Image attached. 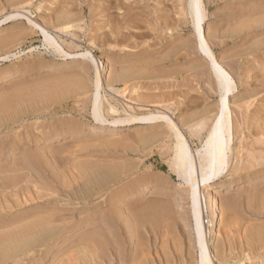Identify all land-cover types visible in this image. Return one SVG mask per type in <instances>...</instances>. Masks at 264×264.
Segmentation results:
<instances>
[{"label":"rangeland","instance_id":"1","mask_svg":"<svg viewBox=\"0 0 264 264\" xmlns=\"http://www.w3.org/2000/svg\"><path fill=\"white\" fill-rule=\"evenodd\" d=\"M26 1L0 0V20L11 14H22V16L16 17L0 26V57L7 54L9 56L16 54L7 61L0 62V78L6 77L13 72L17 74L10 80L0 82V102L7 104L6 107H1L0 103V144L11 147L13 145L15 148L12 153H6V148V151L4 150L2 156H0V178L2 179H0V185L3 181L6 183L4 178H7L10 173L12 174L13 170H16L15 172L17 175L20 174L19 176L24 173L32 175L31 178H35L34 180L37 182L35 188L38 191L41 190V193L36 189L34 191V188H30L29 192L32 193L33 191L32 195L30 193L24 195L25 192L23 195H21L22 193L19 194L18 200L20 199V202L17 201V203L15 202L16 198L10 197L7 199V203H2L1 194L4 190L0 187V204L2 203L3 208L7 211L6 217L1 218L5 219L4 221L7 220V222L9 220L13 222L21 218V215L24 217V214H34V212L36 213L41 209L44 210L48 206L53 212L58 211L57 217H62L63 222L65 224L68 223V229L70 228L71 230L69 229L68 236L62 235L64 237L61 238V236L60 240L58 238V240H53V242L55 241L54 243L51 242L54 245V249L52 248L50 251L51 254L42 253L40 252L42 249L36 248V250L34 248L33 252L28 255L21 254L22 256L16 257L17 260L13 258L4 264H52L55 262L54 259L60 256L59 252L60 254L65 253L71 248L73 242L76 244L77 241L90 234H100L101 232L100 235L108 239L110 241L109 245L112 246L109 252H107L108 256L112 254L111 251L115 252L117 250L116 248L114 251L115 240L113 238H116V241H120L121 244L123 243L122 246L124 245L120 249L121 251H119L123 256L121 258V255L117 256L118 259L117 257H115L116 259L111 257L106 264H121L120 259L129 261L132 258L137 240L142 239L143 242L145 241V248L148 247L146 250L152 252L148 253L149 257H162L164 250L166 253L170 247L173 256L175 254L178 256L179 253L184 257L186 255L185 261L191 264L189 256H194L192 255L194 254V250H191L192 241H190L191 228L187 201L188 187L172 172V168L169 166L172 139L163 135L159 137L163 141L159 139V141L157 139L144 141L148 140L146 138L152 136L154 133H163L166 130L164 128L166 126L165 122L158 121L157 123L156 121V124L151 125L140 121L115 126L110 124L111 121L117 118L133 119L136 116L141 117L144 114L161 112L169 116L178 126H182L183 134L189 142L192 151L200 148V143L203 141L206 133L201 126H211L217 112L219 93L206 61L200 58L194 46V40L191 39L193 38V36L191 37L193 28L190 24L189 12H186L188 10L186 5L188 0H144V2L143 0H124V3L127 5L130 4V10L132 7L134 10L138 8L139 11H137L136 16L135 14L133 15L134 18H137V21L130 22V24L124 23L123 20L130 13L123 16L125 12L124 8L117 7L114 0ZM201 2L205 15L203 30L206 32V35L209 32L207 39L210 42V47L216 58L219 59L234 79L236 94L230 97V103L232 104V102L240 98L238 103L242 105V108L238 110L236 106L234 107V105L231 106L230 104L232 126H234L233 143L231 142L233 154H228V168L230 172H223L216 184L220 182L227 184V181L228 183L230 181L236 183L235 181L238 180L241 182L235 185L234 188H231L229 192L219 195L218 204L220 212L218 220L220 224H218L217 228L216 241L215 243L212 242L215 245L211 244L210 249L218 258L226 255L224 257H226L227 264H252V262H255L253 264H264V238L256 240L249 236L250 232H254V229L260 230L264 235V161L257 163L255 160H248V162L246 160V148L256 155H259L260 151L258 149L261 148L262 155L264 156V145L255 144L257 138L261 137L262 139L264 136H258V134L256 136L254 132V128L264 126V24H262V21L264 22V0H201ZM18 3L21 4L18 5ZM109 5H112V7L108 8ZM39 6H41V9ZM23 7L25 9L21 10ZM115 9H119V12ZM60 10H68L70 12L73 10L74 13L72 12L69 18L80 21L78 22L80 29L71 30L73 34L75 33L76 39L69 35L59 34L60 32L53 28V23L59 17ZM165 19H167L168 28L172 31V35L169 36L168 30L163 29L162 31L160 27H157L159 35L158 33L155 34L152 25L154 22V25H156L158 21L163 24ZM31 21L34 24L38 22L40 25L46 23L49 34L56 38L65 52L78 54L89 51L93 58H96L97 76L103 86L101 90L103 92H100L104 105L103 109L110 104L117 110L119 109L117 114L109 115L110 113L103 112L106 122L99 124L94 121L91 105L94 95L93 83H95L96 70L94 71L91 64L81 59L65 58L47 47L43 42L42 36L35 29ZM50 22H53L52 25L48 24ZM252 25L253 30L251 29ZM246 26H249L250 30ZM237 27L240 28V31ZM236 34H238V38ZM60 65L61 67L59 68ZM117 73L124 75L122 78L116 80L114 76ZM138 74L139 76H137ZM80 83L85 84L86 87L81 90L78 89L80 88L78 87ZM108 85H111L116 92L111 91ZM83 91L84 93H82ZM121 91H123V94ZM24 100L25 102H23ZM104 110L106 111V108ZM104 114H106V117ZM62 125L63 127H61ZM65 126L66 131H64ZM72 126L76 128L73 129L74 127L72 128ZM193 126L198 127L194 129ZM244 126H248V128H244ZM58 129L62 130H59L60 132L58 133ZM48 132L53 135L48 134ZM60 136L61 139H59ZM237 137L240 138L237 139ZM239 151L242 153L240 152L238 158L237 153ZM233 158L237 159V162H234ZM195 159L197 163L196 156ZM239 160L242 161L241 171L233 172L234 164L239 163ZM256 163L258 166H255ZM95 165L100 168L102 167L107 174L113 173L110 174L111 176H107L108 180L107 178L101 180L102 184L99 180V183H97L96 179L93 180V178H96V174L93 171V168L96 167ZM132 167H134V170ZM21 169L23 171H20ZM117 169H120L121 172L120 170L117 171ZM26 170L29 171L26 172ZM124 170L129 171V173ZM130 170L133 172L131 173ZM119 172L121 179L120 177L117 179ZM122 172L125 174H122ZM115 173H118V175L116 176ZM124 175L131 178H127ZM136 177L139 178L134 181ZM126 178L128 181L130 180L129 185L128 181L125 180ZM123 181L127 184L124 185ZM131 181H134L133 183L137 185L135 186L134 184L132 187ZM83 186L86 188V191ZM125 186L128 188L125 189ZM129 187H132L134 190ZM139 187H146L143 195L137 197L135 200L129 198L126 200L127 203L124 201L125 203L118 206L116 200L122 197L124 192L134 193L139 190ZM155 188L156 190L151 191ZM120 189L122 190L120 191ZM117 190L121 193V196L119 193H115ZM30 195L31 200L28 202ZM56 197L58 201L66 199L67 204L63 202L62 204H52V202L57 201ZM24 198H28V200H25L22 204ZM49 205L56 206V209ZM6 213L2 212L0 216H4ZM109 215L112 217V221L110 218L108 221ZM15 216L16 218H14ZM101 217L103 218L101 219ZM107 221L111 222L108 224ZM0 222L3 221L0 220ZM74 225H76L75 228L73 227ZM165 239L168 242H165ZM163 241L165 245L161 243ZM65 248L67 250L64 251ZM249 251L253 255V258L251 257L248 261L243 259V257ZM72 254L75 258L80 256L75 249L70 252V255ZM157 254L159 255L157 256ZM65 257L66 255L63 256V258ZM236 257H238V260ZM115 261L116 263H113ZM216 264L218 263L216 262Z\"/></svg>","mask_w":264,"mask_h":264},{"label":"bare ground","instance_id":"2","mask_svg":"<svg viewBox=\"0 0 264 264\" xmlns=\"http://www.w3.org/2000/svg\"><path fill=\"white\" fill-rule=\"evenodd\" d=\"M3 1V0H2ZM7 1V0H6ZM29 1V0H28ZM31 1V0H30ZM84 1V0H83ZM107 1V0H106ZM134 1V0H133ZM142 1V0H140ZM139 1V2H140ZM25 2H27L25 0ZM32 2V1H31ZM60 2V1H59ZM67 2V1H66ZM111 2V1H110ZM114 2H116V6L117 7H122L124 8L125 12L123 14V16H125L127 13H130L129 16H126L124 20V23L127 22L128 24H130V22H135L137 21V18L133 17V15L135 14L136 16V13L138 11V8L137 9H132L131 7V10L129 9V5H127L126 3H124V0H114ZM113 2V4H114ZM144 2V0H143ZM239 2V1H238ZM243 2V1H242ZM22 3L24 4V2L22 1ZM30 3V2H29ZM100 3V2H99ZM17 4V3H16ZM15 4V5H16ZM21 4V3H20ZM18 3V5H20ZM32 4V3H31ZM110 4V3H109ZM112 4V3H111ZM145 4V3H144ZM240 4V3H239ZM13 5V6H15ZM30 5V4H29ZM33 5V4H32ZM39 5V4H38ZM69 5V4H68ZM75 5V4H74ZM137 5V4H136ZM187 7H188V10H186V12L188 11L189 12V18L191 20L190 24L193 28V34H191V37L193 36V39L194 40V46L198 52V54L200 55V58L204 59V61H206L207 65H208V69H209V72L210 74L213 76V80H215V86L217 87V90H218V93H219V102H218V106H217V112H216V115L214 116V119L211 123V126H201L203 127V130H205V137L203 139V141L200 143L201 146L199 149H195L194 151H192L190 145H189V142L187 141V139L185 138L184 134H183V130H182V126H178L177 123H175L169 116H167L166 114L164 113H161V112H156L155 114L153 113H149V114H144L143 116L141 115V117H133V119H121V118H117V119H114L113 121L110 122L111 125L115 126V125H118V124H125V123H130V122H133V121H140V122H144L146 123L147 125L148 124H156V121L158 123V121H164L165 122V127L166 130L163 132V133H159V134H152V136L150 137H147L146 139L148 140H144L145 142L146 141H149V139H159V137H162L163 135L167 136V138H171L172 139V146H171V159H170V165L171 168H172V172H174L177 177L183 182L185 183L188 187L187 189V195H188V215H189V220H190V228H191V240L192 241V247H191V250L193 249L194 250V256H189V258H191V264H216V262L218 264H227V260L225 259L226 255H222V257L218 258V256H215V254H213L211 252V244H214L215 243V237H217V228H218V224L219 223V220H218V217H219V204H218V198H219V195L224 193V192H229L231 190V188H234L235 185H238L240 184V180L238 181H235L236 183H232V181H230V183H228L227 181V184L225 183H217V181L219 180V178H221L220 176L223 174V172L225 173H229L230 172V169L228 168V154L229 153H232V146H231V142L233 140V131H234V126H232V111L230 109V97L234 96L235 93V90H236V86H235V83L233 82V78L231 76V74L224 68V66L221 64V62L219 61V59L216 58V56L214 55L212 49H211V45H210V42L208 41L207 39V35H209V32L208 34L206 35L203 30V22H204V13H203V8H202V2L201 0H188V3L186 4ZM17 6V5H16ZM28 6V5H27ZM107 6V5H105ZM138 6V5H137ZM242 6V5H241ZM19 7V6H18ZM40 9H41V6H39ZM109 7H112V5H109ZM114 7V6H113ZM135 7V6H134ZM140 7V6H139ZM156 7V6H155ZM20 8V7H19ZM22 8V7H21ZM38 8V6H37ZM36 8V9H37ZM73 8V7H72ZM163 8V7H162ZM179 8V7H178ZM25 8L23 7V9L21 10H24ZM54 9V8H53ZM91 9V8H90ZM97 9V8H96ZM105 9V8H104ZM140 9H142L140 7ZM264 9V8H263ZM31 10V9H30ZM52 10V9H51ZM94 10V9H93ZM108 10V9H107ZM116 11H118L119 9H115ZM123 10V11H124ZM242 10V9H241ZM257 10V9H256ZM32 11V10H31ZM39 11V10H38ZM103 11V10H102ZM122 11V12H123ZM183 11V10H182ZM243 11V10H242ZM264 11V10H263ZM57 12V11H56ZM73 12V10H72ZM72 12L70 11H61L60 10V14H59V17H57L56 21L53 23V22H50L48 24L52 25L53 23V28L56 29L57 31H59L60 33L59 34H65V35H69L71 37H75L76 39V35L75 33L73 34L71 32V30H76V29H80L79 27V23L80 21H78L77 19H70L69 16L72 14ZM77 12V11H76ZM119 12V11H118ZM139 12V11H138ZM141 12V11H140ZM55 13V12H54ZM74 13V12H73ZM104 13V11H103ZM179 13V12H178ZM183 13V12H181ZM180 13V14H181ZM185 13V12H184ZM245 13V12H244ZM253 13V12H252ZM58 14V13H57ZM56 14V15H57ZM96 14V13H95ZM108 14V13H106ZM121 13H119L120 15ZM158 14V13H157ZM240 14V13H239ZM110 15V14H109ZM138 15V14H137ZM165 15V14H164ZM253 15V14H252ZM260 15V14H259ZM22 16V14H11V15H8V16H5L3 17L1 20H0V26L4 25L6 22L8 21H11L12 19L16 18V17H20ZM122 16V15H120ZM144 16V15H143ZM161 16V15H160ZM251 16V15H250ZM48 17V16H47ZM106 17V16H105ZM165 17V16H164ZM28 18V16H27ZM50 18V17H49ZM119 18V17H118ZM177 18V17H176ZM39 19V18H38ZM54 19V18H53ZM186 19V18H185ZM237 19V18H236ZM253 19V18H252ZM260 19V18H259ZM258 19V20H259ZM81 20V19H80ZM156 20V19H155ZM159 20V19H158ZM182 20V19H181ZM263 20V19H262ZM51 21H52V18H51ZM157 21V20H156ZM179 21V20H177ZM230 21V20H229ZM32 22V21H31ZM35 22V21H34ZM46 22V21H45ZM149 22V21H148ZM250 22V21H249ZM33 23V22H32ZM175 23V22H174ZM180 23V22H179ZM188 23V22H187ZM245 23V22H244ZM256 23L258 24V22L256 21ZM254 23V24H256ZM37 24H39L37 22ZM37 24H34V27L35 29L40 33V35L42 36L43 38V42L44 44L51 48V50L53 49L55 51V53H58L60 54L61 56L65 57V58H72V59H81L82 61H85L86 63L88 64H91L94 71L96 70L97 68V60L96 58H93V56L91 55V53L89 51H86V52H82V53H78V54H75V53H68L67 51L65 52V50L62 48V46L57 42L56 38L53 37L51 34H49L48 30L46 28V23H43V25H37ZM112 24V23H111ZM136 24V23H135ZM152 25V23H150ZM149 24V25H150ZM155 24V22H154ZM152 25L153 27V31L155 32V34H157L159 31V29H157V27H160V30L162 29H166L168 30V35H172V31H170V29L168 28V22H167V19H165L164 23L162 24L160 21H158L156 23V25ZM162 24V25H161ZM177 24V23H176ZM175 24V25H176ZM189 24V23H188ZM243 24V23H242ZM246 24V23H245ZM251 24V23H250ZM262 24H264V22L262 21ZM84 25V24H83ZM117 25V24H116ZM122 25V24H121ZM244 25V24H243ZM259 25V24H258ZM138 26V25H136ZM172 26V25H171ZM245 26V25H244ZM243 26V27H244ZM264 26V25H263ZM33 27V28H34ZM117 27V26H116ZM119 27V25H118ZM241 27V26H240ZM246 27H249V26H246ZM257 27V26H256ZM52 28V26H51ZM175 28V27H174ZM173 28V30H175ZM239 28V27H237ZM82 29V28H81ZM114 29V28H113ZM121 29V28H120ZM244 29V28H242ZM251 29L253 30V25L251 27ZM255 29V27H254ZM172 30V29H171ZM220 30V29H219ZM249 30H250V27H249ZM33 31V30H32ZM35 31V30H34ZM115 31V30H114ZM239 31H240V28H239ZM247 32V31H246ZM33 33V32H32ZM53 33V32H52ZM121 33V32H120ZM165 34V33H164ZM211 34V33H210ZM221 34V33H220ZM234 34H235V31H234ZM254 34V33H253ZM259 34V33H258ZM263 34V33H262ZM119 35V34H118ZM129 35V34H128ZM159 35V33H158ZM177 35V34H176ZM238 34H236L237 36ZM240 35V34H239ZM250 35V33H249ZM261 35V34H260ZM131 36V35H130ZM242 36V35H241ZM248 36V35H247ZM262 36V35H261ZM264 36V35H263ZM67 37V36H66ZM134 37V36H133ZM189 37V36H188ZM228 37H231V36H228ZM239 36H237L238 38ZM245 37V36H244ZM243 37V38H244ZM251 37V36H250ZM255 37V35H254ZM138 38V37H137ZM214 38V37H213ZM233 38V36H232ZM231 38V39H232ZM253 38V37H252ZM11 39V38H10ZM69 39V38H68ZM74 39V40H75ZM178 39V38H177ZM235 39V38H234ZM233 39V40H234ZM241 39V38H240ZM245 39V38H244ZM60 40V39H59ZM127 40V39H126ZM171 40V39H170ZM170 40H168L170 42ZM237 40V39H236ZM7 41V40H6ZM167 41V40H166ZM248 41V40H247ZM250 41V40H249ZM4 42V41H3ZM62 42V41H61ZM117 42V41H116ZM168 42V43H169ZM188 42V41H187ZM193 42V41H192ZM238 42V41H237ZM67 43V42H66ZM73 43V42H72ZM174 43V42H173ZM234 43V42H233ZM240 43V42H239ZM237 43V44H239ZM251 43V42H250ZM68 44V43H67ZM113 44V43H112ZM126 44V43H125ZM214 44V43H213ZM66 45V44H65ZM167 45V43H166ZM172 45V44H171ZM226 45V44H225ZM113 46V45H112ZM70 47V46H69ZM234 47V46H233ZM122 48V47H121ZM239 48V47H238ZM241 48V47H240ZM254 48V47H253ZM73 50V49H72ZM228 50V49H227ZM69 51V50H68ZM186 51V50H185ZM250 51V50H249ZM180 52V51H179ZM241 53V52H240ZM239 53V54H240ZM245 53V52H244ZM261 53V52H260ZM147 54V53H146ZM187 54V53H186ZM251 54V53H249ZM248 54V56H249ZM255 54V53H254ZM16 54H13L11 56H9L8 54L5 55V56H1L0 57V62L1 61H7L10 57L12 56H15ZM159 55V54H158ZM247 55V54H245ZM240 56V55H239ZM244 56V55H242ZM241 56V57H242ZM166 57V56H165ZM235 57V56H234ZM262 57V56H261ZM219 58V57H218ZM239 58V57H238ZM264 59V58H263ZM156 60V59H155ZM96 62V63H95ZM114 64V63H113ZM243 64V63H242ZM253 64V63H252ZM36 65V64H35ZM258 65V64H257ZM135 66V65H134ZM242 66V65H241ZM61 67V65L59 66V68ZM64 67V66H62ZM112 67V66H111ZM50 69V68H49ZM170 69V68H169ZM51 70V69H50ZM87 70V69H85ZM151 70V69H150ZM84 71V70H83ZM118 71V70H117ZM205 71V70H204ZM3 72V71H2ZM86 72V71H85ZM116 73V72H115ZM2 74V73H1ZM17 74L15 72L13 73H10L9 75H7L6 77H2L0 78V82H4L6 80H10L12 79L14 76H16ZM124 74L122 73H117L116 76H114V78L116 80L120 79L123 77ZM128 76V75H127ZM139 76V74L137 75ZM1 77V75H0ZM161 77V76H160ZM247 77V76H246ZM134 78V77H133ZM169 78V77H168ZM245 78V77H244ZM113 79V78H112ZM145 79V78H144ZM149 79V78H148ZM83 80V79H82ZM114 80V79H113ZM209 80V79H208ZM212 80V81H213ZM250 80V79H249ZM75 81V80H73ZM81 81V80H80ZM79 81V82H80ZM72 82V81H71ZM77 82V81H76ZM210 82V81H209ZM85 83V82H84ZM116 83V82H115ZM136 83V82H135ZM78 84V83H77ZM94 84V95H93V101H92V116H93V119L95 122L99 123V124H103L106 122V119L104 118L103 116V112H107V113H110L109 115L111 114H117L118 113V110L108 104L107 107H104V109L106 108V111L103 109V102H102V95L100 92H103L101 91L102 90V83H101V80L98 78L97 76V70L95 71V83ZM74 85V84H73ZM249 85V84H248ZM243 86V85H242ZM20 87V86H19ZM80 88L78 89H84L86 86L85 84L83 83H80L79 86ZM211 87V86H210ZM75 88V87H74ZM108 88L111 90V91H115V89L111 86V85H108ZM143 88V87H142ZM7 90V89H6ZM54 90V89H53ZM88 90V89H87ZM75 91V90H74ZM76 92V91H75ZM118 92V91H117ZM137 92V91H136ZM147 92V91H146ZM68 93V92H67ZM78 93V92H77ZM84 93V91L82 92ZM86 93V91H85ZM121 93L123 94V91H121ZM17 94V93H16ZM24 94V93H22ZM72 94V93H71ZM80 95V94H79ZM240 95V94H239ZM31 96V95H30ZM121 96V95H120ZM17 97V95H16ZM104 97V96H103ZM245 97V96H244ZM20 98V97H19ZM88 98V97H87ZM236 98V97H234ZM15 99V98H14ZM30 99V98H29ZM240 99V98H239ZM239 99H237V101H234L232 102L231 106L234 105V107L236 106V108L241 109L242 108V105H240L238 102L240 101ZM249 99V98H247ZM245 99V100H247ZM255 99V98H254ZM5 100V99H4ZM31 100V99H30ZM234 100V99H233ZM15 101V100H14ZM22 101V100H20ZM33 101V100H32ZM161 101V100H160ZM17 102H19L17 100ZM25 102V100L23 101ZM164 102V101H163ZM244 102V100H243ZM1 103V102H0ZM16 103V102H15ZM20 103V102H19ZM9 104V103H8ZM246 104V103H244ZM27 105V104H26ZM7 104L5 103H1V107H6ZM10 106V105H9ZM14 106V105H13ZM18 106V105H17ZM22 106V105H21ZM29 107V105H28ZM215 107V106H214ZM2 109V108H1ZM10 109V108H9ZM36 109V108H35ZM167 109V108H166ZM16 110V109H15ZM23 110V109H22ZM26 110V109H25ZM31 110V109H30ZM34 110V109H33ZM37 110V109H36ZM5 111V109H4ZM21 111V110H20ZM19 111V112H20ZM258 111V110H257ZM27 112V111H26ZM29 112V111H28ZM32 112V110H31ZM34 112V111H33ZM37 112V111H35ZM243 112V111H242ZM3 113V112H2ZM16 114V113H15ZM23 114V113H22ZM31 114V113H30ZM33 114V113H32ZM241 114V113H240ZM105 117H106V114H104ZM131 115V114H130ZM133 115H135L133 113ZM254 115V114H253ZM108 116V114H107ZM113 116V115H112ZM7 117V116H6ZM111 117V116H110ZM128 117V116H127ZM257 117V115H256ZM252 118V117H251ZM62 120V119H61ZM205 120V119H204ZM255 120V119H254ZM47 122V121H46ZM210 122V121H209ZM202 123V122H201ZM200 123V125H201ZM206 123V122H205ZM179 124V123H178ZM203 124V123H202ZM210 125V124H209ZM239 126V125H238ZM63 127V125L61 126ZM74 127V128H73ZM192 127V126H191ZM194 129H196V127L198 126H193ZM73 129H75L76 127L75 126H72ZM79 128V127H78ZM244 128H248V126H244ZM48 129V128H47ZM238 129V128H237ZM240 129V127H239ZM55 130V129H53ZM52 130V132H53ZM58 129V133L62 130ZM70 130V129H69ZM68 130V131H69ZM246 130V129H245ZM51 131V130H50ZM66 131V126H65V130ZM149 131V130H148ZM236 131V130H235ZM241 132V131H240ZM254 132L256 133V136L258 134L261 135V136H264V126H258L256 128H254ZM47 133V132H46ZM45 133V134H46ZM50 132H48L49 134ZM55 133V132H53ZM69 133H72V132H69ZM77 133V132H76ZM243 133V132H242ZM44 134V135H45ZM47 134V135H48ZM63 134V132H62ZM66 134V133H65ZM74 134V133H73ZM240 134V133H239ZM253 134V133H252ZM43 135V136H44ZM50 135H53L50 133ZM71 135V134H70ZM75 135V134H74ZM77 135V134H76ZM241 135V134H240ZM255 135V134H254ZM14 136V135H13ZM22 136V135H21ZM79 136V135H78ZM243 136V135H241ZM255 136V137H256ZM45 137V136H44ZM249 137V136H248ZM9 138V137H8ZM46 138V137H45ZM48 138V137H47ZM55 138H57L55 136ZM77 138V137H76ZM166 138V137H165ZM235 138V137H234ZM240 138V137H237V139ZM246 138V137H245ZM61 139V136L60 138ZM144 139V138H143ZM170 139V140H171ZM235 139V140H237ZM243 139V138H242ZM47 140V139H45ZM50 140V139H48ZM160 140V139H159ZM158 140V141H159ZM166 140V139H165ZM19 141V140H18ZM55 141V140H54ZM160 141H163V140H160ZM48 142V141H46ZM157 142V141H156ZM71 143V142H70ZM95 143V142H94ZM93 143V144H94ZM127 143V142H126ZM162 143V142H161ZM170 143V144H171ZM233 143V142H232ZM240 143V142H239ZM6 144V143H5ZM8 144V143H7ZM255 144H262L264 145V137L261 139L260 138H257L255 140ZM81 145V144H80ZM147 145V144H146ZM234 145V144H233ZM243 145V144H242ZM248 145V144H247ZM159 146V145H158ZM241 146V145H239ZM251 146V145H250ZM256 146V145H255ZM193 147V146H192ZM7 148V152L6 153H12L14 152V147L12 145L11 146H4L3 144L1 145L0 144V156H2L3 154V151ZM12 148V149H11ZM135 148V147H134ZM166 148V147H165ZM251 148V147H250ZM255 148V147H254ZM87 149V147H86ZM241 149H244V148H241ZM261 149V148H260ZM260 153L259 155H256L255 153L253 152H250L249 150H247L246 148V160L248 162L249 161H252V160H255V162L259 163V161H264V156L262 155V149L260 150ZM34 150V149H33ZM74 150V149H73ZM72 150V151H73ZM76 150V149H75ZM107 150V149H106ZM132 150V149H131ZM137 150V148H136ZM253 150V149H252ZM264 150V149H263ZM6 151V150H5ZM44 151V150H43ZM139 151V150H137ZM242 151V150H241ZM239 151L237 153V157L239 156L240 152ZM77 152V151H76ZM132 152V151H131ZM234 152V150H233ZM243 152V151H242ZM241 152V153H242ZM257 152V150H256ZM63 153V152H62ZM264 153V152H263ZM233 154V153H232ZM258 154V153H257ZM24 155V154H23ZM34 155V154H32ZM6 156V155H5ZM27 156V154H26ZM195 156L197 157V163H196V159H195ZM236 156V155H235ZM234 156V157H235ZM242 156V155H241ZM16 157V156H15ZM24 157V156H23ZM1 158V157H0ZM29 158V157H28ZM32 158V157H31ZM30 158V160H31ZM77 158V157H76ZM239 158V157H238ZM14 160V159H13ZM234 162L237 160H235L233 158ZM242 160V159H241ZM239 160L240 162L237 163L236 165L234 164V167H233V172H237L238 170H240L241 168V163L242 161ZM87 161V160H86ZM85 161V162H86ZM245 161V160H244ZM16 162V161H14ZM28 162L30 163V161L28 160ZM33 162V160H32ZM75 162V161H74ZM233 162V161H232ZM237 162V161H236ZM261 162V163H262ZM257 163L255 164V166L257 165ZM95 164V163H94ZM233 164V163H232ZM49 165V164H48ZM122 165V164H121ZM247 165V164H246ZM35 166V165H34ZM69 166V165H68ZM85 166V164H84ZM92 166V165H91ZM96 166V165H95ZM94 166V167H95ZM120 166V165H119ZM128 166V165H126ZM243 166V165H242ZM258 166V165H257ZM22 167V166H21ZM31 167V166H30ZM87 167V166H86ZM245 167V166H244ZM35 168V167H34ZM134 167H132L133 169ZM254 168V167H253ZM33 169V167H32ZM86 169V168H85ZM94 172H95V177L96 178H93V180L96 179L97 183L98 180L100 181V183L102 182L101 180H105L107 178V176H109L110 174H113V173H109L107 174V172H104V169H102V167H95L93 168ZM102 169V170H101ZM106 169H109V168H106ZM116 169V168H115ZM122 169V168H121ZM131 169V170H132ZM199 171V175H198V171ZM36 170V168H35ZM34 170V171H35ZM41 170V169H40ZM114 170V169H113ZM112 170V171H113ZM120 169H117V171H119ZM130 170V172H131ZM134 170V169H133ZM148 170V169H147ZM16 170H13L12 174L10 173V175L7 177V178H4L6 183L3 181L0 185V187L3 188L4 191H2V194H1V200H2V203H7V199H9L10 197H13L15 199V202L19 201L20 202V199L18 200V196L19 194L23 195H28L29 193L32 195L31 192H29V189L31 188H34V191H35V187L37 185V182L36 180L32 179L31 176L28 174V173H24L22 174L21 176L17 175ZM20 171H23V169H21ZM29 171V170H26V172ZM92 171V172H93ZM115 171V170H114ZM123 171V170H122ZM125 171V170H124ZM241 171V170H240ZM18 172V170H17ZM36 172V171H35ZM62 172V171H61ZM121 172V170H120ZM120 172H119V176L117 177V179L120 177ZM125 172H128L129 171H125ZM133 172V171H132ZM131 172V173H132ZM262 172V170H261ZM261 172H259L261 174ZM264 172V171H263ZM262 172V173H263ZM33 173V172H32ZM59 173V172H58ZM84 173V172H83ZM240 173V172H239ZM257 174V172H255ZM16 174V175H15ZM78 174V173H77ZM116 174V173H115ZM122 174H125L122 172ZM121 174V176H122ZM235 174V173H234ZM238 174V173H237ZM236 174V175H237ZM254 174V173H253ZM264 174V173H263ZM29 175V176H28ZM36 175V174H35ZM39 175V174H38ZM118 175V173L116 174V176ZM128 175V174H126ZM124 175V176H126ZM132 175V174H131ZM232 175V173H231ZM247 175H252V174H247ZM262 175V174H261ZM260 175V176H261ZM37 176V175H36ZM111 176V175H110ZM138 176V175H137ZM239 176V175H238ZM243 176V175H242ZM4 177V176H3ZM39 177V176H38ZM113 177V176H112ZM111 177V178H112ZM127 177V176H126ZM130 177V176H128ZM127 177V178H128ZM245 177V176H243ZM84 178V176H83ZM116 178V177H115ZM127 178L125 180H127ZM131 178V177H130ZM129 178V179H130ZM139 178V177H138ZM137 177L134 178V181H136L135 179H138ZM143 178V177H142ZM242 178V177H241ZM260 178V177H259ZM1 179V178H0ZM90 180V178H88ZM121 179V177H120ZM141 179V178H140ZM239 179V178H238ZM246 179V178H245ZM2 180V179H1ZM38 180V179H37ZM81 180V179H80ZM108 180V178H107ZM124 180V179H123ZM133 180V179H132ZM237 180V179H236ZM85 181V180H84ZM128 181V180H127ZM130 181V180H129ZM129 181H128V185H129ZM134 181H131V185L133 187V185L135 183H133ZM140 181V180H139ZM150 181V180H149ZM152 181V179H151ZM250 181V180H248ZM75 182V181H74ZM91 182V181H90ZM106 182V181H105ZM112 182V181H110ZM120 182V180H119ZM125 181H123V184H127L126 182L124 183ZM138 182V180H137ZM141 182V181H140ZM140 182L138 183V186L140 184ZM93 183V182H92ZM133 183V184H132ZM150 183V182H149ZM24 184V185H23ZM26 184V185H25ZM39 184V183H38ZM96 184V183H95ZM102 184V183H101ZM120 184V183H119ZM44 185V184H43ZM123 185V186H124ZM137 184H135L136 186ZM143 185H145V183H143ZM152 185V184H151ZM4 186V187H3ZM85 186V185H84ZM83 186V187H84ZM97 186V185H96ZM122 186V185H120ZM260 186V185H259ZM132 187H129V188H132ZM148 187H151V186H148ZM1 188V189H2ZM78 188V187H77ZM81 188V187H80ZM85 188V187H84ZM120 188V187H119ZM122 188V187H121ZM124 188V187H123ZM128 187L125 186V189H127ZM146 188V187H145ZM144 187L141 188L139 187V190L134 192V193H128L126 190V192L123 193L122 197L118 198L116 201L118 203V206L122 203H125L127 199H136L137 197L143 195L146 191ZM154 188V187H152ZM39 189V188H38ZM40 189H41V186H40ZM39 189V190H40ZM116 189V188H115ZM133 189V188H132ZM176 189V188H175ZM10 190L8 193L7 191ZM37 190V189H36ZM122 189H120L121 191ZM134 190V189H133ZM156 190L155 189H152L151 191H154ZM38 191V190H37ZM41 191V190H40ZM38 191V192H40ZM83 191V189H82ZM85 191H86V188H85ZM108 191V190H107ZM114 191V190H113ZM130 191V189H129ZM172 191V190H171ZM245 191V190H244ZM5 192V193H4ZM46 192V191H45ZM53 192V191H52ZM69 192V191H68ZM67 192V193H68ZM71 192H73L71 190ZM78 192L80 193V191L78 190ZM111 192V190H110ZM250 192V191H249ZM28 193V194H26ZM41 193V192H40ZM56 193V192H55ZM113 193V192H112ZM111 193V194H112ZM115 193H119L120 196H121V193L118 192H115ZM114 193V194H115ZM148 193V192H147ZM180 193V192H179ZM37 194V193H36ZM53 194V193H52ZM73 194V193H72ZM75 194H77V192H75ZM182 194V193H181ZM31 195L29 196V200L28 198H24V200L22 201V204L24 203V201L28 200V202L31 200ZM35 195V193H34ZM40 195V194H39ZM81 195V194H80ZM147 195V194H146ZM152 195V194H151ZM41 196V195H40ZM47 196V195H46ZM78 196V195H77ZM107 196V195H106ZM112 196V195H111ZM110 196V197H111ZM114 196V195H113ZM22 197V196H21ZM27 197V196H25ZM38 197V196H37ZM45 197V196H44ZM101 197V195H100ZM103 197V195H102ZM117 197V196H116ZM51 198V197H49ZM54 198V197H53ZM62 198H65V197H62ZM108 198V197H107ZM115 198V197H114ZM13 199V200H14ZM35 199L37 200L36 196H35ZM40 199V198H39ZM44 199V198H43ZM57 199V197H56ZM110 200V198H108ZM264 199V198H263ZM22 200V199H21ZM32 200H33V197H32ZM115 200V199H114ZM40 201V200H39ZM44 201V200H43ZM111 201V200H110ZM125 201V202H124ZM156 201V200H155ZM158 201V200H157ZM41 202V201H40ZM62 202L65 204H67L66 202V199H61L58 201H54L52 202V204L54 203L55 205L56 204H62ZM114 202V201H113ZM129 202V201H128ZM260 202V201H259ZM1 203V204H2ZM18 203V202H17ZM51 203V202H50ZM49 203V204H50ZM116 203V202H115ZM114 203V204H115ZM127 203V202H126ZM130 203V202H129ZM0 204V213H6L7 211H5V208H3V204L1 205ZM21 204V203H20ZM19 204V205H20ZM21 204V205H22ZM26 204V203H25ZM20 205V206H21ZM48 205V204H47ZM116 205V204H115ZM164 205V204H163ZM7 206V205H5ZM4 206V207H5ZM18 206V205H17ZM23 206V205H22ZM38 206V205H37ZM44 206V205H43ZM46 206V205H45ZM50 206V205H49ZM61 206V205H60ZM86 206V205H85ZM147 206V205H146ZM263 206H264V203H263ZM11 207V206H10ZM48 207V206H47ZM44 209V210H40L38 212H34V214H24L25 216L22 217L23 215H21V218H19L18 220H15L13 222H11L12 220H9V222L4 221L2 218H5L7 213L4 214V216H0V220L3 221V222H0V264H3L11 259H15L16 257H20L22 256L23 254L25 255H28L29 253L33 252V249L35 248H39V249H42V253H45V254H51V250L52 248L54 249V245L51 243L53 242V240H60V237L62 235H65L68 236L67 234H69V229H68V226L67 224H65L63 222V218L60 217L58 218L57 215L59 214L58 211H54L48 207V209ZM50 207H54L53 205L50 206ZM116 207V206H115ZM151 207V206H150ZM8 208V207H7ZM37 208V207H36ZM41 208V207H40ZM44 208V207H43ZM56 209V206L54 207ZM102 208V207H101ZM123 208V207H122ZM226 208V206H225ZM27 209V208H26ZM64 209V208H63ZM67 209V208H66ZM118 209V208H117ZM7 210V209H6ZM9 210V209H8ZM21 210V209H20ZM37 210V209H36ZM35 210V211H36ZM103 210V209H102ZM115 210V209H114ZM120 210V208H119ZM122 210V209H121ZM31 211V210H30ZM69 211V210H68ZM60 212V211H59ZM25 213V212H24ZM90 213V212H89ZM101 213L103 214V212L101 211ZM130 213V212H129ZM66 214V213H65ZM79 214V213H78ZM228 214V213H227ZM19 215V214H18ZM82 215H83V212H82ZM106 215V214H105ZM114 215V214H113ZM112 215V216H113ZM129 215V214H128ZM8 216H10L8 214ZM17 216V215H16ZM16 216L14 218H16ZM81 216V215H80ZM93 216V215H92ZM96 216V215H95ZM104 216V215H103ZM107 216V215H106ZM2 217V218H1ZM57 217V218H56ZM99 217V216H98ZM105 217V216H104ZM141 217V216H140ZM155 217V216H154ZM10 218V217H8ZM18 218V217H17ZM69 218V217H68ZM89 219V217H87ZM103 217H101L102 219ZM109 218L111 220V216L109 215L108 217V221H109ZM125 218H126V215H125ZM138 218V217H137ZM11 219H13L11 217ZM87 219V220H88ZM91 219V218H90ZM119 219H123V218H119ZM145 219V218H144ZM143 219V220H144ZM205 219H206V224H205ZM73 220V219H72ZM120 220V221H121ZM129 220V219H128ZM136 220V219H135ZM230 220V219H229ZM81 221V220H80ZM86 221V219H85ZM99 221V220H98ZM103 221V220H102ZM106 221V220H105ZM107 221V222H108ZM112 221V220H111ZM110 221V222H111ZM134 221V220H133ZM145 221V220H144ZM236 221V219H235ZM71 222V221H70ZM73 222V221H72ZM83 222V221H81ZM87 222V221H86ZM108 222V224L110 223ZM124 222V221H122ZM143 222V221H142ZM104 223V222H103ZM83 224V223H81ZM88 224V222H87ZM106 224V223H105ZM123 224V223H122ZM128 224V223H127ZM133 224V223H132ZM86 225V223H85ZM124 225V224H123ZM165 225V224H164ZM232 225V224H231ZM263 225V224H262ZM70 226V225H69ZM76 225H74L73 227L75 228ZM78 226V225H77ZM89 226V225H88ZM109 226V225H108ZM130 226V224H129ZM102 227V226H101ZM126 227V226H125ZM241 227V226H240ZM263 227V226H262ZM84 229V228H83ZM71 230V229H70ZM96 230V229H95ZM98 230V229H97ZM226 230V229H224ZM244 230V229H243ZM228 231V230H227ZM163 232V231H162ZM83 233V232H82ZM102 233V232H101ZM100 233V234H101ZM251 234H249L250 237L256 239V240H260V239H263L264 238V235L260 232V230L258 229H254V232H250ZM87 234V233H86ZM90 234V233H89ZM99 233H93V234H90L82 239H80L79 241L76 242H73L72 246L70 244H68L69 246H71L70 249H67L65 248V250H67L65 253L63 254H60L59 252V255L60 256H56L57 258H55V262H51L52 264H106L108 263V261L111 259V257H117V256H120L121 254L119 253V251H121L120 249L122 247H124V245L122 246L121 242L120 241H116V238H113L115 241H114V244H115V249L114 251L118 250V252H113L111 251V255L108 256L109 254H107V252H109V250L112 248V246H110V241L108 239H106L104 236H101ZM84 236V234H82ZM230 235V234H228ZM247 236V237H249ZM64 236H62L61 238H63ZM152 237V236H151ZM72 238V237H71ZM164 238V237H163ZM162 238V239H163ZM219 239V238H218ZM247 239V238H246ZM132 240H133V237H132ZM131 240V242H132ZM143 240V239H142ZM142 240H137V243H136V246H134V252H133V255H132V258H130L129 261H125L123 259H120V262L121 264H188L187 261H185V257L183 255H181L180 253L178 254V256H176L177 254H175V256L172 255V252L170 251V247L169 249H167V251L169 252H166L165 253V250H164V255L162 257H157V258H153V257H149V254L150 252H148V250H146L147 248H145V241L143 242ZM179 240V239H178ZM213 240V241H212ZM253 240V239H252ZM67 241V240H66ZM65 241V242H66ZM162 241V240H161ZM165 242L168 240H164ZM163 243L165 245V243ZM174 241V240H173ZM245 241V240H244ZM250 241V240H249ZM55 242V241H54ZM53 242V243H54ZM134 242V241H133ZM176 242V241H174ZM214 242V243H212ZM260 242V241H259ZM129 243V242H128ZM61 244V243H60ZM75 244V245H74ZM169 244V243H168ZM247 244V243H246ZM254 244V243H253ZM190 245V243H189ZM215 245V244H214ZM223 245V244H222ZM175 246V245H174ZM191 246V245H190ZM219 246V245H218ZM259 246V245H258ZM56 247V245H55ZM181 247V245H180ZM187 247V246H186ZM225 247V246H224ZM249 247V246H248ZM253 247V246H252ZM129 248V247H128ZM132 248V247H131ZM166 248V246H165ZM164 248V249H165ZM77 250L78 251V255L80 254V256H76L77 258H75V256L70 255V252L72 250ZM175 249V248H174ZM189 249V248H188ZM224 249V248H222ZM221 249V250H222ZM238 249V248H237ZM37 250V249H36ZM113 250V249H112ZM158 250V249H157ZM178 250V249H177ZM176 250V251H177ZM218 250V249H217ZM225 250V249H224ZM223 250V251H224ZM160 251V250H159ZM173 251V250H172ZM188 251V250H187ZM228 252V250H226ZM253 251V250H252ZM75 252V251H74ZM161 252V251H160ZM159 252V253H160ZM178 252V251H177ZM182 252V251H181ZM192 252V251H191ZM244 252V251H243ZM62 253V252H61ZM122 253V252H121ZM132 253V252H131ZM152 253V252H151ZM157 253V252H156ZM162 253V252H161ZM184 253V252H183ZM221 253V252H220ZM224 253V252H223ZM245 253V252H244ZM22 254V255H21ZM36 254V253H35ZM68 254V255H67ZM123 254V253H122ZM155 254V252H154ZM218 254V253H217ZM225 254V253H224ZM227 254V253H226ZM229 254V253H228ZM255 254V253H253ZM258 254V253H257ZM65 258H63V256H65ZM77 255V254H76ZM159 254H157L158 256ZM242 255V254H241ZM240 255V256H241ZM250 251L249 253H246L243 257V259L245 260H250L251 257L253 258V255H251ZM48 256V255H47ZM46 256V257H47ZM123 255L120 256V258L122 257ZM131 256V255H130ZM152 256V255H151ZM156 256V254H155ZM154 256V257H155ZM188 256V255H187ZM230 256V255H229ZM256 256V254H255ZM125 257V256H124ZM175 257V258H174ZM45 258V257H44ZM129 259V257H127ZM228 258V256H227ZM238 257H236L237 259ZM257 258V257H256ZM116 259V258H115ZM118 259V257H117ZM127 259V260H128ZM259 259V258H258ZM17 260V258H16ZM20 260V259H19ZM38 260V259H37ZM238 260V259H237ZM33 261V260H32ZM50 261V260H49ZM48 261V262H49ZM119 261V260H117ZM25 262V261H23ZM112 262V261H111ZM237 262V261H236ZM11 263V262H10ZM113 263H116L113 262ZM238 263V262H237ZM255 263V262H252V264ZM8 264V263H7ZM14 264V263H13ZM24 264V263H23ZM42 264V263H41ZM111 264V263H110ZM230 264V263H229Z\"/></svg>","mask_w":264,"mask_h":264},{"label":"built area","instance_id":"3","mask_svg":"<svg viewBox=\"0 0 264 264\" xmlns=\"http://www.w3.org/2000/svg\"><path fill=\"white\" fill-rule=\"evenodd\" d=\"M204 222H205V224H206V219H205V221H204Z\"/></svg>","mask_w":264,"mask_h":264}]
</instances>
